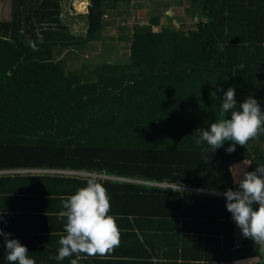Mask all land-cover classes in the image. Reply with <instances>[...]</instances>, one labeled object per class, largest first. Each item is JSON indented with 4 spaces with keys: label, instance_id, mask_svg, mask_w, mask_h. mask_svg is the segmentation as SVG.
I'll list each match as a JSON object with an SVG mask.
<instances>
[{
    "label": "trees",
    "instance_id": "trees-1",
    "mask_svg": "<svg viewBox=\"0 0 264 264\" xmlns=\"http://www.w3.org/2000/svg\"><path fill=\"white\" fill-rule=\"evenodd\" d=\"M85 1L79 32L62 0H9L0 22V171L68 173L0 175V230L36 264H264V246L237 236L222 195L237 189L234 164L264 165V134L231 154L230 141L213 152L192 135L230 118L221 114L229 87L264 111V0H186L189 27L153 31V18L118 36L128 60L68 68L62 51L103 41L108 16L133 0ZM89 179L107 190L120 245L50 259L58 250L43 240L66 235L62 202ZM0 264H9L3 236Z\"/></svg>",
    "mask_w": 264,
    "mask_h": 264
},
{
    "label": "clouds",
    "instance_id": "clouds-1",
    "mask_svg": "<svg viewBox=\"0 0 264 264\" xmlns=\"http://www.w3.org/2000/svg\"><path fill=\"white\" fill-rule=\"evenodd\" d=\"M29 46L34 51L38 50L32 41H29ZM222 98L221 114L230 113V118L211 123L207 129L198 128L192 135L196 137L198 146L206 142L213 152L221 148L225 141H230L232 143L225 151L231 154L236 151V145L244 147L250 140L264 134V111L251 95L238 102L233 87H229ZM206 152L207 149L204 150ZM201 159L206 165L210 160L203 153ZM235 183L238 185L236 190L228 189L222 193L226 209L244 237L264 243V165H258L252 171H243ZM176 187L177 191L182 190L180 185ZM62 207L64 210L58 218H66V235L59 241L61 247L58 254L50 256V259L63 261L81 253L103 256L120 245V230L115 218L108 215L110 201L107 190L94 179H89L85 187L64 200ZM10 235L0 230L9 264H36L34 259L29 258L27 247L18 239H9ZM70 264H77V260L72 259Z\"/></svg>",
    "mask_w": 264,
    "mask_h": 264
},
{
    "label": "rangeland",
    "instance_id": "rangeland-1",
    "mask_svg": "<svg viewBox=\"0 0 264 264\" xmlns=\"http://www.w3.org/2000/svg\"><path fill=\"white\" fill-rule=\"evenodd\" d=\"M62 17L65 24L72 22L74 30L82 31V22L77 15L84 12L86 7L85 0H62ZM179 0H133L131 3L118 5L117 9L108 16L106 22L108 25L103 30L105 39L103 41H93L87 43L83 48L62 51L66 58L67 67H79L83 63H97L102 61H116L119 59L128 60L129 50L128 44L123 43L118 39V36L124 34H132L133 28L136 25L150 24L151 19L156 18L159 21V26L153 27V31H159L162 27L178 28L182 22L189 27L191 19L185 13L189 2L181 0V6H178ZM5 19H9L5 17ZM183 25V24H182ZM245 161L238 162L233 165V174L235 179L244 171ZM41 171L31 170L28 173H38ZM58 173L63 172L46 171L41 173ZM79 176L96 177L105 179L106 177L98 173L75 174ZM181 186V191L199 192L196 189H191L186 186ZM238 187V185H237ZM177 189V187L175 186Z\"/></svg>",
    "mask_w": 264,
    "mask_h": 264
},
{
    "label": "crops",
    "instance_id": "crops-1",
    "mask_svg": "<svg viewBox=\"0 0 264 264\" xmlns=\"http://www.w3.org/2000/svg\"><path fill=\"white\" fill-rule=\"evenodd\" d=\"M10 14H11V6H10V2L9 0H0V22L2 21H9V19H5V17L10 18ZM236 234L239 238L241 239H245L246 237H244L241 234V230L236 226ZM62 237L59 236H55V237H50L49 239L43 240L46 243L48 242H54L53 246L55 248V250H59V248L61 247L59 241ZM261 245L264 246V243L260 242ZM57 248V249H56ZM256 260L255 258H246V259H240V260H235L233 264H256Z\"/></svg>",
    "mask_w": 264,
    "mask_h": 264
},
{
    "label": "built area",
    "instance_id": "built-area-1",
    "mask_svg": "<svg viewBox=\"0 0 264 264\" xmlns=\"http://www.w3.org/2000/svg\"><path fill=\"white\" fill-rule=\"evenodd\" d=\"M28 171H31V170H22V171H10V170H8V171H0V175H8V174H19V173H28ZM36 171V170H35ZM38 171V170H37ZM42 172V171H41ZM38 173H40V172H38ZM65 174H68V173H65ZM76 174V173H75ZM173 186V185H172ZM166 187H171V186H167L166 185ZM175 187V186H174ZM234 248H239V244L238 243H236L235 245H234Z\"/></svg>",
    "mask_w": 264,
    "mask_h": 264
}]
</instances>
